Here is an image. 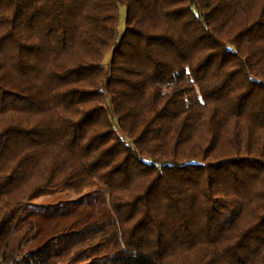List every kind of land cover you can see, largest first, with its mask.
Returning <instances> with one entry per match:
<instances>
[{
	"label": "trees",
	"instance_id": "1",
	"mask_svg": "<svg viewBox=\"0 0 264 264\" xmlns=\"http://www.w3.org/2000/svg\"><path fill=\"white\" fill-rule=\"evenodd\" d=\"M0 264H264V0H0Z\"/></svg>",
	"mask_w": 264,
	"mask_h": 264
},
{
	"label": "rangeland",
	"instance_id": "2",
	"mask_svg": "<svg viewBox=\"0 0 264 264\" xmlns=\"http://www.w3.org/2000/svg\"><path fill=\"white\" fill-rule=\"evenodd\" d=\"M92 197H95L94 200H96L99 203V201L102 198L101 191L96 190L95 194H93ZM88 205H89V201L86 200L85 197L84 198L80 197L77 200H75V197L72 195L45 197L43 199L28 204L25 208L24 214L35 223L37 229L32 239L28 243H26L25 249L28 248L34 241H37L36 244H40L45 241V238L47 237L46 235L48 234L47 231L51 227L50 225L54 215L53 214L52 218L47 220L46 218L47 212L56 211V215L60 216L65 206L82 207Z\"/></svg>",
	"mask_w": 264,
	"mask_h": 264
}]
</instances>
